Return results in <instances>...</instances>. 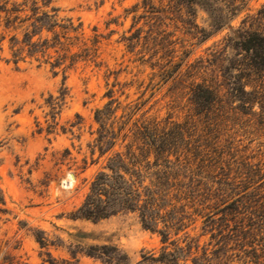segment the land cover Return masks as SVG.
<instances>
[{
	"label": "rangeland",
	"instance_id": "obj_1",
	"mask_svg": "<svg viewBox=\"0 0 264 264\" xmlns=\"http://www.w3.org/2000/svg\"><path fill=\"white\" fill-rule=\"evenodd\" d=\"M263 2L248 0L247 7L254 11ZM51 4L61 16L81 21L86 36L96 28L103 37L97 65L80 61L65 74L34 58L13 63L8 60L7 41L0 50V188L4 195L0 264H106L102 257L88 253L91 246L102 245L118 247L134 264L143 254L158 255L163 245L160 235L143 228L135 214L119 213L96 222L70 216L106 160V155L91 152L95 109L113 89V97L123 104L144 102L142 110L148 117L182 122L192 116L200 128H209L208 121L193 115L189 88L192 82L202 81L223 86L210 52L228 30L198 42L181 24L176 28L151 18L141 0H51ZM205 20L206 13L199 9L197 23L205 26ZM61 90L66 97L54 124L45 101ZM229 103L231 108H226L214 131L217 143L231 163V176L249 174L257 180L255 174L264 173V114H259L257 105L251 113L235 108L237 101ZM70 173L74 177L66 184ZM255 186H260L255 207L263 219L245 227L248 231L243 234L225 228L218 220L221 213L213 216L215 224L204 227L202 214L210 208L197 205L201 213L194 214L186 228L192 248L183 264H193L194 256L210 264H264V181ZM38 237L44 238V245ZM176 237L185 244L183 232L172 238Z\"/></svg>",
	"mask_w": 264,
	"mask_h": 264
},
{
	"label": "trees",
	"instance_id": "obj_2",
	"mask_svg": "<svg viewBox=\"0 0 264 264\" xmlns=\"http://www.w3.org/2000/svg\"><path fill=\"white\" fill-rule=\"evenodd\" d=\"M141 2L151 18L166 26L173 23L178 28L181 24L198 42L228 30L210 52L224 88L205 81L190 84L193 115L208 121L206 129L192 116L182 122L148 117L142 110L144 102L123 104L109 89L105 94L108 100L95 109L97 128L90 144L92 154L106 155L105 164L94 174L85 197L70 216L96 222L119 213L135 214L143 228L160 235L163 245L158 255L143 254L134 264H183L185 253L192 248L186 228L193 215L201 213L197 205L210 208L202 214L204 227L215 224L213 216L221 213L218 220L225 228L243 234L248 231L245 227L263 219L255 207L260 187L255 184L264 181V173L255 174L259 175L257 180L249 174L231 176V163L214 131L226 108H231L229 101H237L235 108L251 113L257 105L259 114H264V2L254 11L248 9V0ZM199 9L206 13L205 26L196 21ZM93 30L94 34L86 36L83 23L61 16L51 0H0V50L7 41L8 60L15 64L34 58L63 74L80 61L97 65L103 35ZM65 97L61 90L45 101L54 124ZM0 202L4 203L1 188ZM180 232L184 245L179 244L180 237L172 238ZM37 240L45 244L43 237ZM118 251L116 246L102 245L91 246L88 253L102 257L106 264H131L127 255ZM204 260L209 261L192 258L193 264H210Z\"/></svg>",
	"mask_w": 264,
	"mask_h": 264
},
{
	"label": "bare ground",
	"instance_id": "obj_3",
	"mask_svg": "<svg viewBox=\"0 0 264 264\" xmlns=\"http://www.w3.org/2000/svg\"><path fill=\"white\" fill-rule=\"evenodd\" d=\"M71 177L69 176V177H67V179H66V184H71Z\"/></svg>",
	"mask_w": 264,
	"mask_h": 264
},
{
	"label": "water",
	"instance_id": "obj_4",
	"mask_svg": "<svg viewBox=\"0 0 264 264\" xmlns=\"http://www.w3.org/2000/svg\"><path fill=\"white\" fill-rule=\"evenodd\" d=\"M70 177H71V178H73V177H74V175H73L72 173H70Z\"/></svg>",
	"mask_w": 264,
	"mask_h": 264
}]
</instances>
